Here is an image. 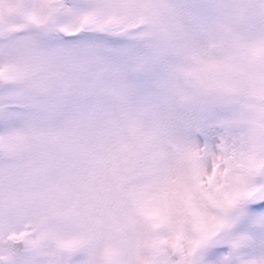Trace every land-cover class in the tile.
<instances>
[{
  "label": "snow or ice",
  "instance_id": "1",
  "mask_svg": "<svg viewBox=\"0 0 264 264\" xmlns=\"http://www.w3.org/2000/svg\"><path fill=\"white\" fill-rule=\"evenodd\" d=\"M0 264H264V0H0Z\"/></svg>",
  "mask_w": 264,
  "mask_h": 264
}]
</instances>
